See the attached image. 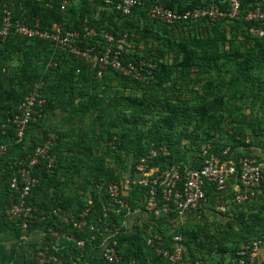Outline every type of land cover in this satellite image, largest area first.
Wrapping results in <instances>:
<instances>
[{"label":"trees","instance_id":"obj_1","mask_svg":"<svg viewBox=\"0 0 264 264\" xmlns=\"http://www.w3.org/2000/svg\"><path fill=\"white\" fill-rule=\"evenodd\" d=\"M146 1L147 6L152 3H160L170 8L177 7L181 11L209 2V0ZM257 1L261 2L264 8V0H241L240 15L242 18L240 25L254 38L256 46L259 49L263 48L264 51V38L256 37L248 30L249 25L255 21L245 19L248 9ZM62 2V0H1L2 4L6 3L7 7L12 10L14 18L26 19L31 24L39 20L43 26H51L56 21H65L67 15L74 11L73 7L68 8L69 11L64 10ZM2 4H0V14ZM95 12L91 1L82 0V9L74 18L75 26L77 27L87 18L89 24L96 26L98 29L106 26L114 33L116 38L124 33H127L128 38L136 33L138 35L152 34L154 39L160 43L158 55L164 56L166 53L164 48L172 50L176 59L181 55L179 64L181 70L186 74L192 71L196 61V51L193 47L209 44V46H213L215 44L213 39L199 36L198 26L204 22H210L206 18L193 21L191 25H183L180 23L167 24L159 22L151 18L147 14V9L143 7H139L138 11H134L132 16L126 18L116 12L102 10L99 19H96ZM219 22L213 21L212 23L216 25ZM182 30H185V33H178ZM52 47V43L48 40L28 38L17 33H11L5 41H0V67H7L5 71H0V143L10 141L13 126L9 118L17 111L19 102L28 93L36 79L42 78L44 80L41 94L45 98L42 116L31 122L25 143L10 147L8 153L2 159L0 174L4 173V179H0L1 190L8 188L7 179L17 169V162L21 156L26 155L37 144H41L50 138L52 143L50 144L49 153L54 157V164L50 171L44 164L40 169L35 170L39 182L33 187L31 198L35 203L46 209L63 207L68 211H80L89 206L92 210L90 219H95L101 211L102 200H105V198L99 196L97 190L91 188V186L108 181L112 177L120 181L122 194L130 200L133 206L136 205L134 199L139 198L142 192L133 182L134 168L130 166L134 158L146 153L151 146L167 145L171 150L167 162H176L185 159L191 150H199L200 143L209 141L211 132H226L223 122L227 102L223 96L218 94L211 95V98L206 96L202 103L191 107L180 115V109L170 102L163 104L164 108L160 109L159 105L155 103V101L160 103V99L155 100L156 95L150 94L148 97L129 96L127 98L133 103L132 105L140 107L145 113L158 111L161 114L160 116L157 113L159 115L158 121H154L152 125L144 126L143 114L138 113L137 115L133 111L132 114H127L123 118L126 121L132 120L134 125L127 127L125 123L115 121L103 143L101 140L99 141V138H96V141L94 138H86L87 140H85V135L79 139H77V136V140L72 141L73 139L69 138L68 135L72 132L67 129L58 131L53 127H45L49 121L45 124L42 122L44 118L48 119L53 113L56 103L72 116H78L92 109H97L98 116L104 117L107 109L103 106L102 97L97 92L91 91L92 87L105 83L111 74L110 71L135 81L136 78L124 75L121 71L111 68L106 71L103 77L99 78L96 76L95 68L90 63L77 58L63 48H58L52 53ZM41 50H44V52L42 53ZM14 52L23 53L24 61L15 68L10 69L6 59ZM35 55H38L36 60ZM225 55L229 56L230 53H225ZM141 59L143 57L136 53H121L123 64L133 62L139 66ZM50 61H52L51 64ZM145 61L144 65L152 71V77L158 78L160 82L168 79L172 71L171 66L155 59H145ZM145 98H148V102H145ZM35 126L43 128V135L38 139L33 138V134L37 133ZM142 130H145L143 136L137 138V133H141ZM52 131L57 134L50 133ZM130 135L132 137L128 138ZM182 140L188 142L189 146L183 147ZM191 143L195 144L190 145ZM196 144L198 148L195 149ZM227 145H231L232 149V143H221L213 140L214 149L218 151H221L222 146ZM16 146L20 148L17 154L13 156L10 152ZM122 150H124V153H121ZM121 168L126 169L125 173L120 170L117 171ZM210 192L209 195H212V192ZM90 197L93 199L92 204H90ZM262 207L264 205L250 213L244 210L233 215L220 213L221 219L225 221L224 228L229 233L236 222L242 224L246 230L253 229L256 223L264 220V215L261 214ZM56 218L57 216L50 217L45 224L54 223ZM5 219L12 227L18 225L17 221L9 219L7 216H5ZM192 219L189 218L185 225L180 228L167 221L165 222L167 223L165 228H159L162 234L166 236L168 247L172 245V235L174 233L180 232L183 235L181 243L184 247V260L178 264H185L187 257H191L193 261L203 257L206 245L210 246L209 251L211 252L221 254L230 252L237 258L245 256L247 262L249 261V253L242 255L239 250L228 247L226 237H218L209 228L207 233L202 235L199 231L206 225L201 222V219L196 222H192ZM36 226L39 227L42 224L37 223L32 225V228ZM56 227L60 231H74L80 237H90L91 235L89 230H78L71 223L60 222ZM171 228H173L172 231H170ZM117 248L123 256L121 264H168L167 260L157 255L151 246L144 244L139 231H121L118 236ZM92 249V245L88 242L86 250L90 252Z\"/></svg>","mask_w":264,"mask_h":264},{"label":"built area","instance_id":"obj_2","mask_svg":"<svg viewBox=\"0 0 264 264\" xmlns=\"http://www.w3.org/2000/svg\"><path fill=\"white\" fill-rule=\"evenodd\" d=\"M62 1L64 10L73 7L74 11L67 15L65 21L43 26L39 20L31 24L26 19L14 18L12 10L0 0V41H5L11 33L45 39L52 43V53L58 48L66 49L90 63L99 78L109 68L138 78L139 73L135 71L133 62H121V53L131 52L130 48L124 46L127 33L116 38L106 26L98 29L90 25L87 18L76 27L74 18L82 9V0ZM240 4L241 0H209L203 5L181 11L160 3L147 6L146 0H95L93 8L96 19H99L102 10L116 12L126 18L143 7L151 18L159 22L191 25L202 18L213 22L240 17ZM245 19L255 21L249 25V32L264 38V8L261 2L257 1L248 9ZM145 63V60H141L139 66ZM6 69V66L0 67V71ZM43 85L42 78L36 79L19 102L17 111L9 118L13 132L9 142L0 143V170L2 159L10 147L25 143L31 122L42 116L45 103L41 94ZM219 139V133L211 132L209 141L200 143L199 150H191L185 159L176 162H167L171 154L167 145L151 146L146 153L134 158L130 166L134 168L133 182L142 192L139 198L134 199L136 205L133 206L122 194L120 181L112 177L91 186L105 200H102L101 211L96 218L90 219L92 210L89 206L80 211H68L63 207L46 209L31 198L32 189L39 182L35 170L44 164L50 171L54 164V157L49 153L52 143L49 138L21 156L17 169L7 179V189L1 190L0 183L1 209L5 216L17 221L24 237L34 229L40 231L30 254L31 264H88V258L98 253L102 264H121L123 256L117 246L118 236L124 230L139 231L146 246H151L168 264H178L184 260L183 235L174 233L172 245L168 247L166 236L159 229L165 228L166 221L180 228L189 218L200 219L207 208L225 215L247 211L242 209L241 204L257 197L261 187L264 188V164L243 156L235 159L229 155L230 145L222 146L221 151L214 149L213 140ZM3 174H0V179H4ZM233 177L240 181V187L231 195L230 202L225 200V195L229 194L227 185ZM210 191L212 195H209ZM52 216H57L56 220L46 225L45 222ZM60 222L71 223L78 230H89L91 235L80 237L74 231H60L56 227ZM37 223L42 226L32 228ZM88 242L93 247L90 252L86 250ZM195 264L200 263L197 261Z\"/></svg>","mask_w":264,"mask_h":264},{"label":"rangeland","instance_id":"obj_3","mask_svg":"<svg viewBox=\"0 0 264 264\" xmlns=\"http://www.w3.org/2000/svg\"><path fill=\"white\" fill-rule=\"evenodd\" d=\"M241 18V16L227 17L216 21H220L216 25L210 21L211 23L204 22L198 26L199 36L213 39L215 44L193 47L196 51V61L192 71L187 74L181 70L179 64L181 55L176 59L175 53L172 50H166L167 48H164L166 51L164 56L158 55L160 43L154 39L152 34L138 35L136 33L132 37L127 36L124 46L130 48L131 53L142 56L141 60L155 59L171 66L172 71L168 79L160 82L158 78L152 77V71L145 65H142L143 69H141V66L135 64V71L139 73L136 81L110 71L111 74L105 83L94 85L91 89L92 92H97L102 97L103 106L107 109L104 117L98 116L97 109L72 116L56 103L50 119V127L58 131L67 129L72 132L68 134L69 138L73 139L72 141L85 135V140L94 138L96 141V138H99V141L103 143L115 121L125 123L127 127L134 125L132 120L126 121L123 118L127 114H132L133 111L137 115L138 113L143 114L142 121L146 127L158 121L157 118L161 116L158 111L143 112L140 107L132 105L133 103L127 98L129 96L156 95L154 99L159 98L160 103L156 101L155 103L160 109L164 108L163 104L170 102L180 109L181 115L191 107L202 103L204 97L211 98V95L218 94L223 96L227 104L223 122L226 132H219L220 139L217 141L232 143L229 155L234 156L235 159L243 156L264 164V51L263 48L259 49L254 38L241 28ZM182 32L185 33V30L178 33ZM34 50L36 51L35 47ZM41 51L44 52V50ZM225 53H230V55L226 56ZM34 57L36 60L38 55ZM23 61L24 56L20 52H14L6 59L10 69ZM145 102H148V98H145ZM42 130L43 128L35 126L37 133L33 134V138L42 137ZM143 131L145 130L137 133V138L143 136ZM50 133L57 134L54 131ZM131 137L132 135L128 138ZM181 144L183 147L189 146L185 140H182ZM194 147L198 148L197 144ZM121 153H124V150ZM119 170L125 173L126 169L121 168L117 171ZM239 187L240 181L236 177L230 179L227 185L229 194L225 195V200L231 202V195ZM263 189L261 187V198L258 195V198L244 202L241 204L242 209H247L250 213L258 210L261 205L263 206ZM232 203L239 208L235 202ZM261 214L264 215V207H262ZM200 219L206 225L199 231L202 235H205L209 228L218 237H226V245L231 249L239 250L242 255L249 253V261L247 262L245 256L237 258L230 252L224 254L211 252L209 251L210 246L206 245L203 257L194 261L191 257H187L185 264H195L197 261L200 264H264V220L256 223V226L250 230H246L242 224L235 222L228 233L224 228L225 221L213 208H207ZM196 221H198L197 218L192 219V222Z\"/></svg>","mask_w":264,"mask_h":264},{"label":"crops","instance_id":"obj_4","mask_svg":"<svg viewBox=\"0 0 264 264\" xmlns=\"http://www.w3.org/2000/svg\"><path fill=\"white\" fill-rule=\"evenodd\" d=\"M93 4L95 0H89ZM43 119L42 122L45 127H50V119ZM20 147H15L10 152L15 156ZM40 231L34 229L26 237L23 236L20 227L10 226L5 219V214L1 209L0 204V264H31L30 254L35 243H37L38 235ZM88 264H102L100 254L97 256H90L88 258Z\"/></svg>","mask_w":264,"mask_h":264}]
</instances>
